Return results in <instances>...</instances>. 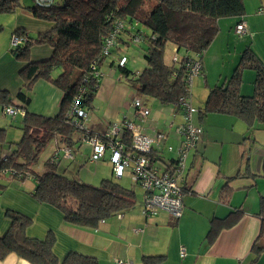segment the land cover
I'll use <instances>...</instances> for the list:
<instances>
[{"label": "trees", "instance_id": "obj_1", "mask_svg": "<svg viewBox=\"0 0 264 264\" xmlns=\"http://www.w3.org/2000/svg\"><path fill=\"white\" fill-rule=\"evenodd\" d=\"M32 1L31 5L23 6L22 0H0V13H13L23 8L48 27L35 37L25 27H18L14 31L21 42L12 46L11 52L16 60L26 62L21 71L23 86L17 93L25 114L21 126L22 137L14 143L7 156L0 158V172L7 171L19 181L34 178L36 186L30 194L36 200L57 208L71 224L98 228L101 220L106 221L136 206L135 190L109 178L103 179L100 185L84 182L69 173V167L63 162L64 149H72L75 143L81 141L84 132L89 130L100 139L104 138L106 132L96 133L85 123L86 109L94 106L98 86L104 76L103 68L106 65L117 67L121 76L129 79L140 95L160 105L172 106L174 115L180 116L171 124H180L185 118L180 99L188 98L193 104L192 82L204 72L203 56L219 32V20L237 17V23L243 21L245 3L244 0ZM141 24L148 28V32L141 31ZM111 36H114V43L105 55L107 40ZM137 38L147 45L144 54L147 65L142 70H132L128 66V57L121 54L125 46L138 43ZM34 44L49 45L52 48L51 56L32 60L30 50ZM168 44L174 46V53L183 50V55L174 54L172 59H166ZM122 57L127 60L123 65L120 64ZM195 61L201 62V71L189 81ZM244 69L255 72L254 89L249 95L241 90ZM39 79L49 81L62 92L59 112L55 116H45L27 109L31 102L29 91ZM0 99L9 103L12 98L7 92H1ZM76 100L77 107L83 110L85 116H79L75 110L77 119L74 120L71 111ZM142 102L148 107L145 100ZM193 106L197 109L192 116L193 122L201 126L203 132L201 122L211 113L237 117L250 130L257 125L264 128V62L252 48H246L232 74L210 87L204 105ZM175 125H169V129L177 135ZM123 132L124 144L131 145L132 133L126 126ZM5 133L6 129L0 127V141L4 140ZM165 133L169 138L171 133ZM177 136L181 139V136ZM54 139L61 147L45 160L43 170L39 172L35 169L39 155ZM164 144L167 150L170 144L167 140ZM152 156L155 157V152ZM246 165L248 167V162ZM241 170L228 180L246 173ZM6 186L0 184V189ZM243 213L236 209L224 218L213 219L208 241L213 242L220 230L234 226ZM6 215L11 225L4 235H0V259L16 253L33 264H100L96 257L76 251H70L60 259L54 252L56 238L52 232L45 238L32 237L28 234L31 217L13 209H7ZM256 215L262 220V228L258 241L252 247L254 257L251 263H255L264 251V195L260 197ZM164 258L165 255H144L142 260L144 264H159Z\"/></svg>", "mask_w": 264, "mask_h": 264}, {"label": "crops", "instance_id": "obj_2", "mask_svg": "<svg viewBox=\"0 0 264 264\" xmlns=\"http://www.w3.org/2000/svg\"><path fill=\"white\" fill-rule=\"evenodd\" d=\"M244 3L245 14L242 18L246 22L247 31L240 37H236L238 34L235 31L239 18L224 17L218 22L219 32L203 56L204 72L195 77L197 78L196 86L203 90L200 99L197 96L196 100L193 99L192 92V102L196 107L204 105L210 87L229 77L231 66L239 61V57L246 48H252L264 62V1L244 0ZM21 10L27 14L25 17L34 24L33 30L40 32L48 28L29 11L23 8ZM5 25V17L0 15V93L7 92L12 98L9 103L2 102L0 99V107L2 115L9 118V123L12 124L14 119L18 120L19 114H22L23 121L25 114L17 93L23 86L21 71L26 62L16 60L10 54L12 46H10V36L7 30L5 31ZM10 27L12 29L8 31L14 35L18 27L27 28L28 25L26 22L18 21L16 16ZM40 45L42 46L36 48L38 50L36 53L30 54L32 60L46 59L51 56L52 48L49 45ZM214 59L219 62L229 60L230 65L226 73L221 71L217 77L214 76L211 79V67L218 65ZM195 78L192 82V89ZM243 78L244 83L241 90L245 95L251 94L254 89V70L244 69ZM246 78L249 85H245ZM121 79L120 74L113 72L111 79L106 74L100 80L96 96L103 99L102 93L109 89L111 99L110 102H106V109H104L107 112L102 118L95 117L97 109L94 104L87 112L85 123L92 131L106 132L112 123H117L113 121L119 120L118 123H121L125 117L139 121L131 105L129 110L121 109L123 97H127V87L120 82ZM34 86V91L36 93L40 91L43 96L40 105H34L35 98L31 96L27 109L45 116L58 114L62 96L60 89L44 79H39ZM147 105L149 107V104ZM7 106L18 108V112L15 115L6 114L4 108ZM154 106L155 109H151L150 116L140 121V125L149 135H154L160 130L171 133L167 143L173 149L168 150L166 160L174 159L178 154L181 139L172 134L169 125L179 116H175L173 108L169 106L158 103ZM211 114L201 122L204 133L197 147L191 150L187 157L186 191L183 196V211L179 219H175L164 210L157 215L146 217L142 207L138 209L134 207L123 214L107 219L97 229L78 226L67 222L57 208L39 202L30 194L36 186L34 178L27 177L19 181L14 179L9 172L3 171L0 172V184H7V186L0 189V235H4L9 229L11 220L6 215V211L13 209L32 218V223L28 228L30 236L45 238L50 232L55 235L54 252L60 259H63L68 252L76 251L96 257L100 264H116L117 259L128 261L129 264H144L142 260L144 255H165L159 264H264V251L255 263H251L254 257L252 247L255 241H258L262 228V220L256 214L260 207V197L264 195V128L257 125L250 130L246 123L237 117L215 114L232 118L231 129L234 135L226 137V140L233 138L238 141L242 137L244 143H249L246 150L241 149L236 158L231 159L227 155L225 161L222 162V164L225 163L226 168L222 170L221 163L215 162L209 151V147L215 142V138L208 129L209 124L213 123ZM196 120L199 123L198 116ZM0 127L6 128L3 124H0ZM236 127H238L237 131ZM19 140L10 141L7 148L0 144V158L7 156L14 143ZM52 142L54 145L51 146L53 150L49 151L50 155L61 147H58L57 139ZM222 144L224 145L225 141ZM83 146H88L91 153V146L82 141L75 143L72 149L70 148L75 161ZM107 153H109V159L110 152L107 151ZM107 153L104 159L107 158ZM238 166L243 173L250 172V174L245 173L229 181V177L238 173L239 169L235 174L232 172ZM236 209L244 212L239 221L230 228L220 230L215 240L210 243L207 235L213 219L224 218ZM182 248L185 249V256L181 255ZM0 264L33 263L16 253H10L4 259H0Z\"/></svg>", "mask_w": 264, "mask_h": 264}, {"label": "built area", "instance_id": "obj_3", "mask_svg": "<svg viewBox=\"0 0 264 264\" xmlns=\"http://www.w3.org/2000/svg\"><path fill=\"white\" fill-rule=\"evenodd\" d=\"M235 31L237 34L245 33L247 31L246 22L237 23ZM113 39L114 36H111L107 40V47L104 50L105 55L109 53L108 49L113 45ZM137 40L139 41V38ZM20 42V39L13 35V43L16 45ZM126 61V57H122L120 64L123 65ZM201 67L200 61L194 62L189 74V81H192L193 77L201 71ZM180 103L185 113L184 122L177 125L170 124V127L175 125V132L181 136L182 140L174 160H166L162 156L165 148L164 141L168 138L165 132L158 131L155 135H149L140 123L134 122L128 117H125L121 123H113L102 139L89 130L84 132L81 138L83 143L91 146L90 160L92 162L104 159L107 151H109V160L112 163L113 174L116 177L121 178L127 170L130 171L134 184L140 186L144 191L143 214L146 217L157 215L162 210L170 213L175 219H179L182 215L183 196L186 191V161L190 151L201 140L203 130L201 126L193 122L192 116L197 109L193 106L191 100L181 98ZM77 106L76 100L71 111L74 120L77 119V116L74 115L75 110L79 116H85L83 110ZM131 106L134 108V113L139 121H144L150 114L149 108L143 104L140 97H134ZM4 112L15 115L18 108L7 106L4 108ZM124 126L132 133V141L129 146L124 144L122 140ZM172 149L171 145L167 146V150L171 151ZM64 150L66 158L73 157L70 148ZM153 152H155V157L152 156ZM160 163L163 164V168ZM104 222V220H101L100 224ZM181 255L185 256L184 248H182ZM116 264H129V262L117 259Z\"/></svg>", "mask_w": 264, "mask_h": 264}, {"label": "rangeland", "instance_id": "obj_4", "mask_svg": "<svg viewBox=\"0 0 264 264\" xmlns=\"http://www.w3.org/2000/svg\"><path fill=\"white\" fill-rule=\"evenodd\" d=\"M249 1V0H246ZM264 1V0H262ZM32 0H22V4L23 6H27V5H31L32 4ZM0 15H4L5 17V31L7 30V32L9 33L10 36V46H14L15 44L13 43V33L11 34V32H9L12 27H10V25L13 24V21L15 19V17H18V21H23L26 22L28 27L26 28L31 36L35 37L37 36V31L33 30V26L34 24L32 23V21L30 19H28L27 14L23 13L21 9H18L17 11L13 12V13H0ZM140 29L142 32H148V28L144 25H140ZM3 30V29H2ZM9 30V31H8ZM239 35V36H238ZM236 35V37H240L242 34H238ZM42 45L40 44H34L31 47L30 50V54L32 53H36L38 50H36L37 47H40ZM174 46L171 44H168V47L166 48V59H172V55L177 54L179 56L183 55L184 51H179L177 53L175 52V49L173 48ZM147 48L146 42L141 39H139L138 43H132L129 46H125L122 49L121 54L126 55L128 57V66L132 69V70H136L138 69H143L147 63L145 61L144 58V54H145V50ZM11 52V51H10ZM11 55L12 52L10 53ZM240 59V57H239ZM214 62L218 65H215L213 67H211V79L214 78V76H218L219 72L223 71V72H227L228 68H229V60L223 61L225 63H223L222 61H218L216 59H214ZM239 62V61H238ZM237 62V63H238ZM237 63L234 65H232V60H231V71H229V74H232V70L233 68L237 65ZM225 66H224V65ZM221 67L223 68L221 70ZM113 72L116 74H120V72L118 71L117 67H110L109 65H106L103 68V75L107 77H109V79L112 78ZM253 72V71H251ZM56 73V72H54ZM59 73V71H57V74ZM228 75V76H230ZM104 76L101 77L104 78ZM121 76V74H120ZM122 77V76H121ZM196 81L197 78H195L194 80V84H193V99L196 100L199 96H201V93L203 92V90L200 87L196 86ZM223 81V80H222ZM221 81V82H222ZM122 84H125L127 87V94H126V98H124L123 104L121 105V109H125V110H129V106L130 104H132V100L134 99V97H140L143 101L145 100L147 104H149L150 110L155 109V104L156 102L144 95H140L135 87H133L130 83V80L127 79L126 77H122L121 81ZM220 82V83H221ZM245 85H249V81L246 78L245 80ZM35 86H33L32 90L29 91L30 95L34 98V105H40L41 102V97L43 96L41 94L40 91H34ZM36 94V95H34ZM97 94V93H96ZM100 95V94H99ZM249 95V94H248ZM103 99H101V97L96 96L95 100H94V105L96 106V113L97 115L95 116L96 118H102L104 116V114H106V102L109 101L110 102V94H109V89L106 90L105 93H102ZM197 97V98H196ZM196 98V99H195ZM109 105V104H108ZM172 107V106H171ZM105 108V109H104ZM151 110V112H152ZM87 112H89L88 109H86ZM135 114V113H134ZM180 116V115H178ZM122 117V114H121ZM121 117L119 119H121ZM210 117H212L213 123L209 124L208 129L209 131H211L213 137L215 138V142L213 143V145H211L209 147V151L211 153V158L214 159L215 162L217 163H221L220 165L222 166V170H225V163L222 164L223 161H225L226 156H230V158H236L237 155L241 152L242 150H246V147L249 143H244L242 137H240L241 139H239L238 141H235L233 138L231 139H227L226 137L230 136V135H234L233 134V130L232 125L233 123L231 122L232 118H228V117H223L220 115H215V114H211ZM9 118L4 117L1 113V107H0V124L5 125V129H6V133H5V137L3 141H0V144L4 147L7 148L8 144L10 141H16L18 139L21 138L22 135V129H21V122H22V114H19L18 116V120H13L12 124L9 123ZM119 120L117 121H113V122H117L118 123ZM241 125H244L242 122ZM113 124V123H112ZM238 127L235 128V130L237 131ZM205 131H206V126H205ZM204 133V132H203ZM174 134V133H172ZM225 141V144L223 145L222 142ZM217 142V143H216ZM80 143V142H79ZM54 143L51 141L48 146L43 150V152L40 153L39 158L37 163L35 164V169L39 172H41L43 170V165L46 159H48L51 155L49 154V151L52 149L51 146H53ZM78 146V144H76ZM51 147V148H50ZM167 148V147H166ZM224 148V149H223ZM53 150V149H52ZM170 151V150H169ZM168 150L164 149L162 156L164 157V159H166ZM107 158L103 159V160H99L97 162H92L89 157H90V150L88 146H83L80 150V152L77 154L76 156V161L74 160V158H66L64 155V159L63 162L64 164H66L67 167H69V173L74 174L75 176H77L79 179H81L84 182H88L91 183L93 185H100L103 179H114L117 182H119L121 185L127 187V188H131L133 190H135L136 193V206L135 208L138 209L140 207L143 208L144 206V191L141 189L140 186L135 185L133 182V179L131 177V173L129 170L126 171L125 175L121 178L116 177L115 174H113V167H112V163L110 162V160L108 159L109 153H107ZM223 155V157H222ZM160 166L163 168V164L160 163ZM239 166L236 167V169H234V174L238 171ZM233 174V173H232ZM32 178V177H30Z\"/></svg>", "mask_w": 264, "mask_h": 264}]
</instances>
